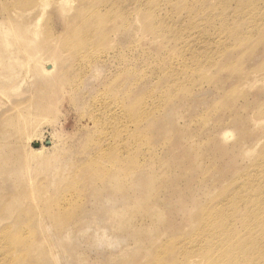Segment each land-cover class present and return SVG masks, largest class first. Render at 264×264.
Listing matches in <instances>:
<instances>
[{"label": "rangeland", "instance_id": "rangeland-1", "mask_svg": "<svg viewBox=\"0 0 264 264\" xmlns=\"http://www.w3.org/2000/svg\"><path fill=\"white\" fill-rule=\"evenodd\" d=\"M47 1L0 0V22L41 33L0 74V264H188L218 208L244 233L238 194L264 198L249 0Z\"/></svg>", "mask_w": 264, "mask_h": 264}, {"label": "bare ground", "instance_id": "bare-ground-1", "mask_svg": "<svg viewBox=\"0 0 264 264\" xmlns=\"http://www.w3.org/2000/svg\"><path fill=\"white\" fill-rule=\"evenodd\" d=\"M47 2H48L47 0H37V3L41 7L40 10H42V12L46 9L48 5ZM84 2L85 0H82V3ZM260 2L262 5L264 1L263 0H249V3L247 5V9L250 8L251 12L253 13L252 14L253 16H251V21L254 23H258L259 21L264 20V13H263L264 8H258L259 7L258 3ZM56 5L62 10V13L64 11L65 12L70 11V0H58L56 2ZM42 17H43V13H41V18ZM39 21L40 20H37L36 23L28 30H24L19 23L13 20H8L4 24L0 22V62L3 63V67L0 69V74L2 71L11 69L17 66L19 63H21V62H18L17 59H15L14 55L17 53H21L24 55L25 57L24 61H29V60L34 59L33 58L34 54L30 50H28V47L32 43L36 42L41 36V33L36 30V27L38 26ZM257 25H259V23ZM246 38L248 39V37ZM259 39L264 40V30H263V35L259 36ZM39 47L42 48L41 45H39ZM53 68H54L53 64H49L47 62V64L43 65L41 69H43L48 75H50V73L53 71ZM0 84L3 85V81H1V78H0ZM33 138H39V137L33 136ZM42 142L43 144L41 145V148L37 150L36 154L38 155L44 152L42 150V149H45L44 145H47L52 148V154H50L49 157L45 159L44 163H40V165L44 169L49 170L57 159L56 153L58 150H57V146L55 147L53 144H51V141L42 140ZM262 153L264 154L263 151L260 154ZM260 157H262V155H260ZM261 169L263 168H260V170ZM262 173L263 174H261V179H264V172ZM260 182L264 183L263 180H261ZM250 186H253V185L251 184ZM250 186L247 185V187H250ZM256 187H257V184H256ZM258 191H260V189ZM242 193L238 194V197H237L238 205L239 203H242L244 206L247 205V207L249 208V213L247 212L246 213L247 216H245V218L242 219V220L244 219L245 220L243 222L241 221L242 226H243L241 227L244 233L237 235L238 233H236L235 231L232 232L233 229L231 230L230 228L228 229V227H230L228 224L230 223L226 217L229 216L228 213L230 212H227L228 215L225 216L226 213L224 212L227 211V209L224 210L223 208L227 203L223 207L221 206L224 212L223 210H220V208L216 209V211L217 210L219 211H217V214L215 213L216 218H215L214 224L210 225V222L207 220V218L201 219L200 230H199L200 232L199 231L198 232L205 233L204 234L205 241H207L209 245L201 244V246L200 245L199 246L201 248V252L204 254V257L209 261L208 264H264V198L262 197L263 193H258L256 195L252 193V190L251 192L247 191V192H244L243 194ZM244 195H246V197H244ZM230 198L232 197L230 196ZM230 198H228L229 200H226V201L227 202L232 201L230 200ZM229 205L235 208V202L232 201V204H229ZM229 205H226V206H229ZM230 211H232V209ZM111 217H115V216H111ZM226 221L228 222V224L226 223ZM231 227H232V224H231ZM237 237L240 239L237 240ZM197 238L198 236L196 237V239ZM205 258L203 260H201L200 258H199L200 260L193 258L187 263L188 264H203L205 261Z\"/></svg>", "mask_w": 264, "mask_h": 264}]
</instances>
